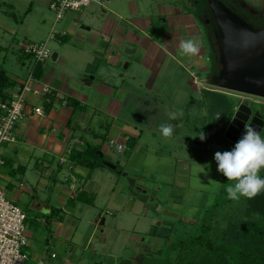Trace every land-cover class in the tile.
I'll list each match as a JSON object with an SVG mask.
<instances>
[{
  "label": "rangeland",
  "instance_id": "rangeland-1",
  "mask_svg": "<svg viewBox=\"0 0 264 264\" xmlns=\"http://www.w3.org/2000/svg\"><path fill=\"white\" fill-rule=\"evenodd\" d=\"M157 1L94 0L89 7L79 12H68L63 21L56 23L55 13L49 8L50 0H0V69L10 78L28 77L35 62L32 58L23 56L21 47L42 42L47 44L52 55L58 54L56 61L50 58L41 65L44 74L49 69H55L54 81H59L58 74L61 72L66 75L67 82L72 81V86L86 89L82 81L86 74L94 76L87 71V67L96 61L94 64L100 65L99 71H96L97 79L116 86L125 81V84L131 85L132 88L128 86L130 89L136 90L141 99L150 100L143 104L146 107L137 104L138 99L134 100L135 107L132 109L128 105L123 107L119 118L131 122V125L120 120L114 123L117 128L124 130L121 135L126 140L124 152L111 147L109 141H97L100 145L103 142V162L117 165L119 169L114 171L105 165L99 167L92 176V183L84 187L88 192L86 197L94 205L79 203L78 209L83 210L82 213L69 207L67 215L62 214L65 215L67 224H71L70 238L74 235L72 244H69L66 251L63 240L59 239L61 242H57L53 233L46 230L45 221L40 227L36 223V209L33 206L38 198L43 204L56 206L55 199L67 195L62 192L64 189L76 193L81 184L76 183L74 188H70L71 175L68 169L71 163L67 161L66 164H60L59 171L55 163L54 179L47 177L43 180L45 183L37 186L41 169L34 166L33 159L27 178L23 180L31 194L20 190L19 206L29 214L27 230L33 232L34 227H38L42 238L46 236L52 243H45L44 251L40 252L41 257H37L33 247L28 249L30 260L27 264H39V259L45 264H64V258L70 259V256L77 264H121L122 260L134 255L135 251L131 254L129 252L132 247L139 252L140 264H176L184 254L182 244L189 250L191 240L200 234L203 225L212 220L213 226H225L229 219L239 220L244 215L245 202L244 197H241L238 201L232 200V204L228 203L226 209L221 208L217 217L209 219L215 205L225 204V201L230 200L226 195V186L235 183L218 171L215 153L230 151L236 144L223 132L229 109L235 107L236 113L240 104L249 106L247 102L250 101L249 107L260 111L264 120V99L204 85L207 75L192 68L191 62L184 64L189 67L186 68V74L178 72V66L171 62L173 65L168 70L170 73L165 71V82L158 83L159 86L162 85L160 88H143L142 83H146L148 77L150 81L152 75L141 66L137 68L134 64L132 69H125V65L129 63L125 62L118 67V71H114L107 63L108 41L97 35L106 18L115 16L122 17L121 20L131 19L130 3H136L140 7V16L155 15ZM187 8L192 12L190 5ZM153 19L158 23V16ZM84 28H90V31ZM53 30L60 34L65 32L66 37L49 39ZM103 53L104 56L99 55ZM162 56L164 57L163 54ZM178 58L184 60L183 57ZM203 63L209 64L208 58ZM172 71L176 75L179 73L187 76L191 83L196 82L195 86L192 84L177 88L174 86L175 82L169 79ZM200 84L204 88L218 89L219 93L226 96L208 98L206 94L205 97ZM174 95H177L176 99L172 97ZM176 112L185 115L181 122L178 121ZM99 116V125L107 126V123H111L109 116L104 113ZM162 124L173 125L174 131L170 138H165L160 133L159 127ZM74 125L78 127V124ZM203 133L206 138L202 141L199 137ZM261 133L264 137V127ZM130 135L135 136L134 139L140 136L134 148L130 147L131 143H127V136L131 137ZM4 169L9 171L10 165L7 164ZM31 173L32 178L29 176ZM131 181H135V184L132 185ZM212 181L217 183H211ZM10 191L12 190L9 189ZM165 211L178 215V218L165 215ZM39 214L44 219L46 213ZM99 216L101 221L106 219L104 226L96 225L94 220L86 223L87 218L91 220ZM75 222L76 227L73 226ZM94 227L96 237L102 240L88 243ZM101 228L105 230L104 233H101ZM29 241L37 243L31 238ZM52 254L56 259L51 258Z\"/></svg>",
  "mask_w": 264,
  "mask_h": 264
},
{
  "label": "crops",
  "instance_id": "crops-1",
  "mask_svg": "<svg viewBox=\"0 0 264 264\" xmlns=\"http://www.w3.org/2000/svg\"><path fill=\"white\" fill-rule=\"evenodd\" d=\"M163 2L164 0H162L160 3L161 5L159 4V6L158 3L155 5L156 8L159 7L158 11L156 10L157 12L155 15L166 19V17L172 12L166 11V7L163 5ZM129 8L132 13L131 19L121 20L122 17H107L105 23L101 26V29L97 31V35H100L103 40L106 39L108 41L106 49L108 54L106 59L112 70L118 71V67L120 65H124L125 62L130 63H128L129 69H132L134 64L137 68L141 66L145 72L147 71L152 75L150 81L148 77V80L145 81L146 83H142L143 88L145 86H147V88L162 87V85L159 86L158 83L165 82L166 79L164 78L167 77L165 75V71L167 70V73H170L168 70L173 65L171 62H174V64L178 66V72L183 74L188 73L186 68L189 67L184 66V64L190 62V59L189 56L181 54L180 42L182 40L191 39L188 36L192 35L188 34L187 31V26L189 25L190 20L187 19L186 23H177L176 26H178V29L173 31L174 40H172V38L168 35V29L166 25L158 26V29L160 30L159 32L154 31L155 25L149 22L151 21L153 14L140 16L141 9L136 3H130ZM125 20H129L134 25H136L135 27L137 28V34L134 35L128 31V25L125 23ZM126 36L133 37L134 43L128 45L123 44L120 48H118L117 44H120V39ZM126 47L135 48L136 53L133 55L124 54L123 51ZM201 54L202 52L199 53V55ZM56 55L58 58V54ZM104 55L105 54L103 53L102 56ZM178 57H183L184 60H181ZM165 58H167V60ZM94 63H96V61L91 62L87 67V71L91 72V75H94V79L90 81L89 85H86V89L85 87L83 88L77 85L72 86V81L67 82L66 75L61 72L58 74L59 81L56 82L54 81V76L56 73L55 69H49L46 74H44V70L41 69L42 76L37 79L34 86L39 87L42 84H47L50 87L52 86L51 88L56 95V99L49 108H46L47 102H45V99L43 101V99H37L31 96L28 100L25 116L16 127L15 142L5 143V145L3 144L4 146L2 148V154L6 161L5 167L7 164H9L10 169L8 171L7 169H4L5 167H0V185L6 188L8 199L15 202L18 206L21 200V191H26L27 193L31 194V191H28L24 185L23 180L24 178H27L29 171L28 168L31 165L33 159H35L34 166L41 169V177L39 181L36 182L37 186L42 184V182H44L47 177L51 179L55 176L56 168L57 171L61 169L60 164L62 159H65L66 162L70 161L71 164L68 169L71 175L69 176L70 188H74L76 183H80L81 187H79L78 192L74 193L71 190L68 191L64 189L62 192L67 195L64 197H57V199H55L56 206L51 204H43L39 198L36 202H34L33 206L34 209H36V223H38L40 227L45 221L46 226H44L46 230L53 233V237L56 238L57 242H61L59 239L63 240L62 244L64 245L65 251L69 244H72L71 240L74 239V235L73 238H70V230L72 227L70 226L71 224H67L65 215H67L69 207L80 210L78 209V204L83 202L77 200V195L80 192L85 194L88 193L85 191L84 187L87 186L88 183H92V176L95 175V172L99 170V168H97L93 170V172L89 168L72 161V153L75 150H83L87 144L101 148L103 142L100 145L97 142L99 139H104L106 142H108L110 139H115L119 143L124 144L126 140L121 138L122 132H124V130L119 129L116 127V125H114V123L118 122L119 120L120 122L126 123V125H131V122H127L119 118L123 107L128 105V107L132 109L135 107L134 100L137 99V104L146 107L147 105L143 104L147 103V101H150L141 99V97L138 96L136 90L130 89L129 87H131V85L125 84V81L123 80L122 81L124 83H122V85L116 86L111 82L108 83L105 80L97 79L96 71H99L100 65L98 66V64L95 65ZM202 64H204L202 58H199L198 61L196 60L195 65L199 66ZM90 68L91 70H89ZM114 75L118 76L117 74ZM171 75L172 76H170L169 79H172V82H175V84L173 83L174 86L179 89L182 86L185 87L192 84L195 86L196 84V82L191 83V80L188 79L187 76H182V74L179 75V73H177L176 75L173 72ZM85 77L89 76L86 74ZM181 78L185 79L184 82H182ZM26 79V76L23 78H12V80L16 83L12 89L20 86L23 82H25ZM174 79L175 81H173ZM133 80L137 82L135 77H133ZM200 85L201 89L204 88L202 84ZM172 97L176 99L177 95ZM106 99L109 103L106 102ZM72 100L76 101L78 105L72 106L69 104V101ZM41 105L44 107V114L34 115L33 109ZM98 112L100 114L104 113L106 116H109V121L111 123H107V126L99 125L100 114ZM74 124H78V127ZM110 125L112 126L111 128ZM106 130L108 131L107 134L105 133ZM111 133L114 134L115 137ZM128 137L129 136H127V139H130L132 137L134 138L135 136ZM136 138L135 139L138 143L140 136H136ZM66 162L64 164H66ZM55 163L56 168L53 169ZM21 167H23V170ZM29 176L32 178L33 173L29 174ZM9 189L12 191L9 192ZM35 193L37 195V192ZM93 194L97 196L96 193ZM95 196L94 198H96ZM54 209H59L60 211L58 213H54ZM40 212L46 213L44 214V219L39 216ZM82 212L83 210H80V213ZM27 216L26 225L29 220L28 213ZM54 217L56 220H54ZM94 218L91 220H88L87 218L86 223L89 224V221L93 222L94 220V223L99 225L101 222V217L99 216L98 218ZM75 225L77 226L76 222L73 226ZM37 229L39 230L38 227H34L33 232H29L26 227V234L29 243L26 252L28 254V249L33 247L37 257H41L40 252L44 251L45 243L50 244L52 241L48 237L46 238V236L42 238L41 232H39ZM95 230L96 228L94 227L89 236L88 243H90L92 240L101 242L102 239L99 240V238L96 237ZM104 231L105 230L101 228V233H104ZM37 232H39L40 235L37 234ZM30 238L37 243H31V241H29ZM133 238L134 237H132V241ZM129 252L130 254L131 252H134V255L130 256V258L128 257L127 259L122 260L121 264H123V262L124 264H140L141 259L139 257V252L134 250L133 247L129 248ZM94 256H97V254ZM51 258L56 259L54 254H52ZM64 259V264H77L76 262H73L72 256H70V259H68V257ZM39 261V264L44 262L40 259ZM142 261L144 262V260ZM94 264H102V262H95Z\"/></svg>",
  "mask_w": 264,
  "mask_h": 264
},
{
  "label": "trees",
  "instance_id": "trees-1",
  "mask_svg": "<svg viewBox=\"0 0 264 264\" xmlns=\"http://www.w3.org/2000/svg\"><path fill=\"white\" fill-rule=\"evenodd\" d=\"M22 53L25 58H32L31 55L25 54L23 51ZM41 65L40 63H34V67L30 70L36 79L42 76ZM15 85L16 83L12 78L0 69V101H6L9 98L7 91L14 88ZM206 94H208V98H213V96L217 95L226 96L218 91L204 90L203 96L206 97ZM55 99L56 95H51V100L46 104V108H49ZM69 104L72 106L78 105L73 100L69 101ZM234 114L235 107H231L227 114L225 128L231 122ZM127 143H131L130 147L134 148L137 141L134 138H130ZM101 153L100 147L87 144L83 150H75L71 159L93 171L99 167H105L104 157L103 155L100 156ZM21 169L23 170V167ZM260 176L264 178V169L260 172ZM77 200L85 204L94 205V202L87 198L83 192L77 195ZM231 202L232 200H228L224 202L225 204L215 205L214 210L209 215V219L217 217L218 213H220L219 211L223 208L226 209L227 204H232ZM244 202L245 212L241 219H229L225 226H220L219 224L213 226L212 220H210V223L202 226L200 234L191 240L188 246L190 247L189 250H186L182 244V254H184L176 264H264V192H261L253 199L244 197ZM59 211V209L53 210L54 213Z\"/></svg>",
  "mask_w": 264,
  "mask_h": 264
},
{
  "label": "water",
  "instance_id": "water-1",
  "mask_svg": "<svg viewBox=\"0 0 264 264\" xmlns=\"http://www.w3.org/2000/svg\"><path fill=\"white\" fill-rule=\"evenodd\" d=\"M210 6L222 36L219 49L220 69L217 74L205 79L204 85L264 99V28L258 31L254 30L218 1L213 0ZM84 29L90 30L89 28ZM133 39L131 36L123 37L117 47L120 48L123 44H133ZM123 53L133 55L136 53V49L126 47ZM99 55L102 56V54ZM52 59L55 61L57 55L54 54ZM127 67L128 64L125 65V69ZM93 79L94 76L85 77L82 82L89 85ZM175 114L180 122L185 118L183 114L178 112ZM251 115L252 109L247 104L239 105L231 125L227 131H223L231 141H238ZM249 125L262 132L264 120L259 112L255 113ZM102 155L101 153L100 156ZM104 165L114 171L118 167L108 162H104ZM131 183L134 185L135 181H131ZM164 214L178 218V215L167 211ZM104 224L105 219H102L99 225L103 226Z\"/></svg>",
  "mask_w": 264,
  "mask_h": 264
},
{
  "label": "built area",
  "instance_id": "built-area-1",
  "mask_svg": "<svg viewBox=\"0 0 264 264\" xmlns=\"http://www.w3.org/2000/svg\"><path fill=\"white\" fill-rule=\"evenodd\" d=\"M94 0H50L49 8L55 13L56 23L64 20L68 12H79L87 8ZM57 36L64 37L66 33L60 34L53 30L49 39ZM21 50L31 55L35 63H45L53 57L46 43H29L21 47ZM37 81L30 71L27 79L15 89L7 91L8 99L0 101V167H5L6 161L2 154V146L5 143L15 142V130L17 125L25 116L28 106V96L37 99H45L49 103L52 88L47 84L35 87ZM34 115H43L44 107L37 106L33 109ZM109 145L119 152L125 150V146L115 139L109 140ZM66 162L61 160V164ZM22 186V185H21ZM27 213L15 202L7 197V190L0 185V264H27L29 255L26 252L28 238L26 234ZM40 264H43L41 262Z\"/></svg>",
  "mask_w": 264,
  "mask_h": 264
},
{
  "label": "flooded vegetation",
  "instance_id": "flooded-vegetation-1",
  "mask_svg": "<svg viewBox=\"0 0 264 264\" xmlns=\"http://www.w3.org/2000/svg\"><path fill=\"white\" fill-rule=\"evenodd\" d=\"M182 1V2H181ZM213 0H164L163 5L166 7V11H171L172 13L165 18L158 17V23H155L153 17L158 15H152L151 23L155 25L154 31L159 32L158 26L166 25L168 29V35L173 39V31L178 29V22H185L189 19L190 23L188 27V36L191 39H196L200 44L202 54L197 56H189L190 62L192 63V68H197L199 73H205L206 79L210 78L212 75L217 74L220 69L219 64V49L221 46L222 36L218 28L217 20L215 19L214 12L210 6ZM222 3L226 8H228L234 15L239 17L241 20L245 21L254 30H262L264 28V0L252 1V0H215ZM158 6L162 0H158ZM161 5V4H160ZM192 12L188 11V6ZM159 7L156 8L158 11ZM128 25V31L131 34H137L136 25L131 21L125 20ZM178 55V54H177ZM199 58L203 60L208 58L209 64H202L195 66L196 60ZM193 74V73H192ZM204 83V82H203ZM217 91L218 89L202 88V91ZM250 106V101L247 102ZM259 112L257 109L252 108V115L250 117L248 125L250 124L255 113ZM263 119V114H260ZM235 116V114H234ZM234 116L224 130L227 131L231 125ZM245 128L242 135L244 134ZM225 133V132H224ZM241 135V136H242ZM262 135V133H261ZM241 138V137H240ZM239 138V139H240Z\"/></svg>",
  "mask_w": 264,
  "mask_h": 264
},
{
  "label": "clouds",
  "instance_id": "clouds-1",
  "mask_svg": "<svg viewBox=\"0 0 264 264\" xmlns=\"http://www.w3.org/2000/svg\"><path fill=\"white\" fill-rule=\"evenodd\" d=\"M180 51L185 56H197L201 47L195 39H187L180 42ZM219 119L220 116L217 117V120ZM159 131L163 137L170 138L174 128L171 124H162ZM199 138L203 141L206 137L203 133ZM215 161L218 171L229 181L235 182L226 186L230 200L238 201L241 197L253 199L264 192V178L260 176L261 170L264 169V137L256 127L245 124L244 134L234 148L216 152ZM213 182L215 181L211 183Z\"/></svg>",
  "mask_w": 264,
  "mask_h": 264
}]
</instances>
